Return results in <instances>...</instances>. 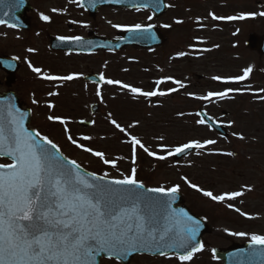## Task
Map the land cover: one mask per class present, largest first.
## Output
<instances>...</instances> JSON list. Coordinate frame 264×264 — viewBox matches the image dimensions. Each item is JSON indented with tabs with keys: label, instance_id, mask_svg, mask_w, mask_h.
<instances>
[{
	"label": "rangeland",
	"instance_id": "rangeland-1",
	"mask_svg": "<svg viewBox=\"0 0 264 264\" xmlns=\"http://www.w3.org/2000/svg\"><path fill=\"white\" fill-rule=\"evenodd\" d=\"M30 1L32 3L29 13L31 26L28 30H18L0 25V53L19 57L21 67L16 72L17 79L11 88L21 98V104L32 109L30 126L47 134L69 158L75 159L77 162L87 161L91 166L99 167L100 170L102 169L110 176L117 178H119L117 169L103 164L98 157H94L68 142L63 131L64 126L59 122L49 121L47 116L59 115L74 120L73 123L67 125L74 138L85 133V135L93 134L99 141L106 139L103 138L102 133L109 130L101 128L102 125L100 127V124L104 122L101 115L112 113L114 114L113 119L114 117L116 120L122 119L118 121L120 124L137 118L140 124L144 122L146 126H151L150 128L154 131L152 139L155 144L162 142L173 145L177 139H179V144L187 142L189 139H180L181 136H184L181 133L195 136L192 139H215L217 143L209 146L210 149L235 151L237 155L230 157L208 154L209 150H205L204 154L198 156L195 150L182 160L174 161L168 157L164 161L155 159L152 162L146 157L147 154L143 155L138 152L137 178L150 187L159 185L167 187L179 184L180 193L186 198V205L198 215L218 213L216 219L220 222L214 226L229 225L236 232L264 235V101L258 100L254 95L258 89L264 88V78L262 77L264 57L260 58L244 46L248 32L264 33V17L256 16L236 21H213L208 15H205L206 11H211L218 16L236 15L240 12H264V0H169L168 5L174 7H169L167 13L159 19L153 17L152 21L147 19L151 15L149 11L137 12L132 9L105 7L101 9L96 19L98 23H101L99 30L103 35L113 37L122 31L112 28L109 21L121 24L152 23L164 32L167 40L155 52L128 48L121 50L118 54L108 53L102 57L96 55L86 59L74 58L69 53L52 51L48 43L51 36H69L74 32H79L85 24L94 26V23L92 24L88 20L85 11L75 4H69L68 0ZM256 1L260 2V6ZM52 8L62 11L53 13ZM40 12L49 15L50 22L41 21L39 19ZM197 17L201 18L200 23L207 26L210 35L204 33L205 27H199L196 21ZM175 19L183 20L184 23L175 24ZM72 21H77V23H72ZM73 24L75 26L71 30L69 25ZM163 24H170L171 27L164 28L161 26ZM194 36L202 39L204 43L193 40ZM186 41L189 42L186 43ZM189 45H193L196 49L208 48L211 50L195 53L199 56H190L187 63L183 62L181 58L172 59L177 51H182L184 48L193 49ZM214 45H218V47H213ZM29 47L36 51L29 53L27 51ZM25 57L34 67H39L43 72L50 74H81L88 68L87 70L95 73L104 72L107 77L142 87L145 91H150L155 87L151 77L153 72H156L159 78L170 76L173 73L183 75L186 72L190 75L191 83L193 85L197 83L191 88V92L198 95L224 89L221 85L225 83L212 80L213 76L240 75L242 74L241 70L249 65L252 66L253 71L244 82L237 83L236 87H227L234 89L250 87L249 91H245L243 94H230L231 98L214 103L193 98L187 102L175 99L171 101L169 97L155 98L152 101L143 97L133 99L130 93H122L118 87L112 88L109 85L102 87L103 102H101L95 96L96 87L83 84L81 78L68 82L46 81L39 78L28 68ZM123 69H128V71H123ZM3 77L4 72L0 70V92L6 89ZM61 86L64 88L61 89ZM167 86L162 84L160 88L163 89ZM49 91H55L58 95L49 97L47 95ZM71 92L74 95H71ZM33 98L38 101L37 105L32 104ZM183 99H185L184 96ZM48 102H52L55 108L48 109L46 106ZM92 102H99L101 106L99 112L94 116H91L88 110V104ZM200 107L226 126L230 132L228 140L221 139L209 132L208 128L197 126L194 123L198 119L195 111ZM221 110L226 111L228 115L223 116ZM181 112L185 115H177ZM137 114L140 116L136 117ZM79 118L93 119L95 121L93 128L77 126L76 122ZM228 121H233V125L227 126ZM232 133L243 134L245 139L240 140ZM116 134L119 136L117 132ZM161 136L164 137L163 140L159 139ZM107 145L111 146V150L107 151ZM93 147L91 148L94 150L98 148L97 142H94ZM172 147L174 146L169 148ZM100 149L104 150L106 158L109 159L116 156L125 157L124 160L118 162V169L126 173L130 172L132 167L131 148L128 143L115 141L111 143L106 140ZM150 150L157 151L159 155L165 154L160 152L156 145ZM0 163L5 162L0 161ZM180 175L187 176L192 183L211 190L214 194L240 190L242 185L251 186L252 191L245 192L242 197L227 203L234 204L242 212L256 218L247 219L233 209H229L225 204H218L203 197L199 192L184 184ZM230 227L229 229H231ZM223 231L229 235L225 229ZM234 237L242 242L248 240L247 237Z\"/></svg>",
	"mask_w": 264,
	"mask_h": 264
},
{
	"label": "snow or ice",
	"instance_id": "snow-or-ice-1",
	"mask_svg": "<svg viewBox=\"0 0 264 264\" xmlns=\"http://www.w3.org/2000/svg\"><path fill=\"white\" fill-rule=\"evenodd\" d=\"M69 4H75L80 8L95 7L94 0H68ZM104 3H123L124 0H103ZM24 4V0H14L7 4L0 0V5L18 10ZM132 7L137 12L150 5L153 11L161 7H174L162 4L161 0H131ZM53 13L61 12V9L52 8ZM4 16L10 15L8 11ZM264 17V12H240L236 15L218 16L208 12V17L213 21H236ZM39 19L50 22V16L39 13ZM153 20V15L147 17ZM196 21L200 28L206 27ZM77 23V21H72ZM175 24H183L180 19L174 20ZM112 28L126 31L132 34V38L140 40H155L156 35L152 31L155 27L152 23L121 24L109 21ZM0 25L15 28L16 23H9L6 19H0ZM170 28V24L161 25ZM84 27H87L85 24ZM62 43L75 42L81 47L94 46L91 40L85 41L81 36H58ZM198 43H204L196 38ZM194 48L193 45H189ZM213 47H218L214 45ZM151 50V49H150ZM197 52H207L211 49H195ZM29 53L36 50L29 47ZM189 55L185 51H177L175 58ZM13 60L19 57H13ZM27 66L39 78L46 81L68 82L79 79L82 74L69 73L67 75H54L43 72L41 68L34 67L25 57ZM7 68L13 64L3 61ZM128 71V69H123ZM147 71V69H145ZM242 74L222 77H211L214 81L225 84L245 81L253 71L251 65L243 68ZM171 81L176 87L161 90L160 86ZM95 96L103 102L102 87L104 85L117 86L122 93H130L133 99L140 97L150 99L156 96H167L184 89L186 85L172 76H162L153 83L155 87L145 91L142 87L125 83L119 79L107 77L104 72L98 75ZM249 88H224L222 91H208L206 94L187 93L193 99L214 103L219 100L231 98L230 94L249 91ZM49 97L58 95L55 91L47 93ZM254 95L260 101H264V88L258 89ZM14 97L0 98V160L8 162L0 163V264H101V259L116 264H125L133 255L151 254L166 260L175 259L179 264H187L196 253L205 250V244L198 239L201 228V220L189 215L183 208L174 207L177 194L181 188L179 184L171 186L159 185L147 187L145 182L137 178V153L143 150L149 157L164 161L168 157L186 154L196 150V155L219 154L234 156L232 151L223 152L212 150L209 146L215 145V139H189L187 142L169 148L165 144L158 145L159 151L165 153L159 155L157 151L150 150L142 140L129 132V129L138 125V121L129 124L127 128L121 126L116 119L108 113L109 123L120 133L127 136L125 143L131 148L130 172L119 171L118 162L124 160L123 156L106 158L102 151L85 146L80 141H91L90 135H81L78 139L70 134L67 117L48 115L47 119L59 122L63 125L66 140L75 147L98 157L103 164L117 169L119 178L112 177L108 172L97 174L87 171L75 159L66 156L60 146L47 134L36 128L26 126V120L30 116L29 111H22L16 106ZM32 104L38 101L33 98ZM48 109H54L52 102L46 104ZM177 115L183 116L181 112ZM199 118L194 121L197 126H206L209 129L219 127L218 122L203 110L195 113ZM80 123L95 124V121H81ZM233 121H228L227 126H232ZM240 140L245 137L240 133H232ZM163 140L164 137H159ZM180 179L188 187L199 192L203 197L218 204H225L247 219L256 217L242 212L228 201H234L242 197L245 192L252 191V187L242 185L240 190L225 191L214 194L199 185L192 183L187 176ZM229 232L228 229H225ZM229 235L247 237L249 250L247 256L264 257V235L247 233L242 231L229 232ZM215 260L217 256L212 249Z\"/></svg>",
	"mask_w": 264,
	"mask_h": 264
},
{
	"label": "water",
	"instance_id": "water-1",
	"mask_svg": "<svg viewBox=\"0 0 264 264\" xmlns=\"http://www.w3.org/2000/svg\"><path fill=\"white\" fill-rule=\"evenodd\" d=\"M168 0H161L162 4L166 5V2ZM5 2L7 4L13 3L14 0H5ZM95 2V7H88L87 5L85 6V9L89 12L90 16H94L96 11H97V7L98 6H118V7H122V8H134L132 7L131 4V0H124L123 3H115V2H109V3H104L103 0H94ZM31 8V4L29 3L28 0H24V4L22 7H20L18 10L14 9V8H9V7H5L3 5H0V19H6L9 23H16L18 26L15 28L18 29H28L30 27V23H29V17L27 16V11H29ZM135 9V8H134ZM145 9H150L154 15V17H159L160 15H162L163 13L166 12L167 7H161L158 11H153L151 5L148 8ZM8 11L10 13V15L8 16H4L3 12ZM152 31L155 33L156 35V39L155 40H140V39H134L132 38V34L128 33L126 31L122 32L119 34V36L116 39H108V38H100V37H96V38H85V41L91 40L93 42L94 46H89V45H85L84 47H81L79 44L72 42V43H62L60 42L56 37H53L50 39L49 43H50V48L51 49H57V50H61V51H72V52H92V51H96V49H109V50H115L118 51L123 47H126L128 45L131 46H136V47H141V48H146V49H150V47H154V46H159L164 38H162L161 33L156 29L153 28ZM247 38L245 41V45L252 51H255L258 53V56L262 57L264 56V34L259 35V34H255L253 32H250L247 34ZM13 57L10 56H3L0 55V62L3 61H8L11 62L13 64L12 68H7L5 66L4 63H0V67L5 70L7 72V76L5 78V84L7 86H10L12 84V82H14L15 77H13V74L17 71V69L19 68V62L18 60H13ZM264 77V75H263ZM85 81H90L92 83H94V81H98V74H92L89 73L88 75H86L84 77ZM96 84V83H95ZM4 97H14V102L16 104L17 107H19L22 111H29L30 109H22L19 103V98L16 96V94L13 91H7V92H3L0 94V98H4ZM99 109L98 104L96 103H91L90 104V111L91 113H96ZM201 111V109H199L197 112ZM30 116H31V110H30ZM29 118L26 120V126L28 127L31 119ZM81 121H85V120H79L78 124L83 126V127H88L91 123H80ZM85 122H89V121H85ZM219 127H213L212 130H214L216 133H219V135L221 137L227 138L228 137V132L226 131L225 127L222 126L219 122ZM192 151V150H191ZM190 152V151H189ZM186 154H179V155H175L173 156V159H180L184 156H186ZM174 207H178V208H183L186 212L189 213V215L194 216L195 214H193L190 209H187V207L183 204V199L181 198L180 194H177V198H176V202L174 204ZM195 217V216H194ZM196 218V217H195ZM205 224L201 221V228L198 234V239H200L201 234H203L205 232ZM238 250H239V258L236 259L232 257V255L230 254L229 258L227 259V262L225 264H264V257H251L249 258L247 256V252L249 250V245L248 242L244 243L242 245H238ZM220 256V254H218Z\"/></svg>",
	"mask_w": 264,
	"mask_h": 264
},
{
	"label": "flooded vegetation",
	"instance_id": "flooded-vegetation-1",
	"mask_svg": "<svg viewBox=\"0 0 264 264\" xmlns=\"http://www.w3.org/2000/svg\"><path fill=\"white\" fill-rule=\"evenodd\" d=\"M257 5L260 6V2H257ZM103 8L104 7H98L97 11L93 17H90L89 14L87 13V11L84 10L85 13L87 14V17L89 18L88 20H90L92 24L94 23V26L88 25L87 27L80 28L79 32L78 31L77 32L72 31V32H74V34H71L69 36H81V37L85 38L91 34V36H94V37L95 36L105 37L106 35H103L99 30L101 23H98V20H96L100 14L101 9H103ZM109 8H115V7H109ZM116 8H118V7H116ZM168 9H169V7H168ZM205 9H208V7H205ZM142 10H144V9H142ZM144 11L148 12L149 10H144ZM205 15H208V11L205 12ZM95 23H97V24H95ZM225 25H227V24H225ZM74 26H75L74 24L69 25V28L72 30L74 28ZM161 32H162V36L164 38L163 43H165V41L167 40L166 35L164 34V32L162 30H161ZM204 33L210 35L209 30L207 29V26L205 27ZM117 34H115L114 36L117 37ZM114 36L113 37L109 36V38H115ZM106 37H108V36H106ZM196 38L197 37L194 36L193 40H197ZM187 42H189V41H186V43ZM160 46L150 48V49L155 52L157 50V48H160ZM128 48H126V49H128ZM151 50H148V51H151ZM182 51L189 53V55H186L185 57L181 58L183 60V62H185V63L188 62V60H189L188 58L190 56H193V55L199 56V54L198 55L195 54V53H197V51H195L194 48L193 49L184 48ZM108 52L109 51H106V50H97L95 53H85V54L79 53V52H75V53L70 52V53H71L72 57H74V58L78 57V58H85L86 59V58L95 57L96 55H101V57H102L103 55H107ZM87 69L88 68H86L83 73L80 72L82 74L80 77L81 80L83 79V76L86 75V73L94 72V71L87 70ZM170 76H172L175 79L181 80L186 85V87L184 89H180L179 91L170 94L169 98L171 99V101H173V99H175L176 101L179 100L180 102H182V101L187 102L188 100H191V97H189L187 95V93H192L191 88H193V86H196L197 83H194V85H193L191 83L190 75L187 74L186 72H184L183 75H176L175 73H173ZM151 77H152L153 82L156 79H159L156 72H153ZM242 82H244V81H242ZM242 82H239V83H242ZM84 83L86 85L88 84L90 86H95L94 84L89 83V82L84 81L83 84ZM167 83H168L167 84L168 86L163 88V90H165V91L168 88L176 87V85L173 84L171 81H167ZM236 84L237 83H228V84H222L221 86H222V88L236 87ZM154 86H155V84H154ZM112 88H114V87L112 86ZM183 96L185 99H183ZM228 139H226V140H228ZM223 152H227V151L223 150ZM233 152L235 153L234 156H236L237 153L235 151H233ZM180 176H184V175H180ZM183 198H184V196H183ZM184 199H185V204H186V198H184ZM191 210L193 211V209H191ZM217 214L218 213L195 215L199 219H202L206 224V229H205L206 231L200 237V241H203L205 244V250L202 252L196 253L194 255L193 259L190 262H187V264H225L227 262V259L230 256V254L232 255L233 259L239 258V256H238L239 250H238L237 246L239 244H243L244 242H247L248 240H246V241L244 240V242H242V241H239L238 239H236L234 237V235L225 234L223 229H227V228L229 229V227H230L229 225L228 226H226V225L214 226L220 222V220L216 219ZM230 228L231 229H229V232H236V230H234V229L232 230V227H230ZM212 249H215V254L217 256V259H215V260L212 258V256H213ZM218 254H220V256ZM101 264H116V262L115 261L109 262L107 260L101 259ZM125 264H179V262L175 259L166 260V259L161 258L159 256L146 254V255H133L125 262Z\"/></svg>",
	"mask_w": 264,
	"mask_h": 264
},
{
	"label": "trees",
	"instance_id": "trees-1",
	"mask_svg": "<svg viewBox=\"0 0 264 264\" xmlns=\"http://www.w3.org/2000/svg\"><path fill=\"white\" fill-rule=\"evenodd\" d=\"M64 87H62L61 89H63ZM71 95H74L72 92H71ZM142 97H140L139 99H141ZM154 98L152 97V98H150V100L152 101ZM105 111H106V109H105ZM72 115V114H71ZM113 115L114 114H112V117L111 118H113ZM101 116H103V120H104V122H102L101 124H100V127H101V125H102V127L101 128H103L104 127V129H106V130H109V131H107V132H105V133H102V136H103V138H106V139H104V140H96V137L93 135V134H89L90 136H92L93 137V139L91 140V141H80V140H78V142H80V143H83V144H85V146H88V147H93V145H94V142H97V146H98V148H96V150L97 151H104V150H102V149H100V147H102V146H104V144H105V142H106V140H109V142H119V143H125V141L127 140V136L125 135V134H123V133H120L113 125H111L110 123H109V118H108V114H102ZM140 115L139 114H137V116L136 117H139ZM114 119H115V117H114ZM122 120V119H121ZM121 120H117V122L118 121H121ZM134 121H139V119H137V118H135L134 120H131V121H129V122H125V124L123 123V124H121V126H123V127H125V128H127V126L129 125V124H132ZM190 125V124H189ZM93 126V125H92ZM91 126V127H92ZM151 127V126H150ZM150 127H148V126H146L145 125V123L144 122H142V124H140V123H138V125L136 126V127H134V128H131V129H129V132L131 133V134H133V135H137L141 140H142V142L147 146V147H149V148H154L155 147V145L156 146H158V145H160V144H163L162 142H158L157 144H155V142H154V140L152 139V136H153V133H154V131H153V129L152 128H150ZM93 128V127H92ZM112 129H115L116 131H113ZM116 132L119 134V136L116 134ZM182 135H184V136H181L182 138H180V139H186V140H188V139H192V138H194L195 136H193V135H191V134H189V133H186V134H184V133H181ZM82 135H85V133H83ZM81 136V135H80ZM111 137V138H107V137ZM79 138V137H78ZM77 138V139H78ZM179 144V139H177V140H175L174 141V144L173 145H168V144H165V145H167L168 147H171V146H176V145H178ZM93 148H95V147H93ZM106 148H107V151L108 150H111V146L110 145H107L106 146ZM100 149V150H99ZM138 152L139 153H142L143 155H144V152H143V150H140V149H138ZM146 154V153H145ZM147 158H148V160L149 161H152V162H154L155 161V158H152V157H149V156H146ZM144 159H145V157L143 158V161H144ZM79 163L83 166V167H85L86 169H88V170H92V171H94V172H96V173H98V174H101V173H103L104 171L101 169H99V167H96V166H91V164H89L87 161H79Z\"/></svg>",
	"mask_w": 264,
	"mask_h": 264
}]
</instances>
